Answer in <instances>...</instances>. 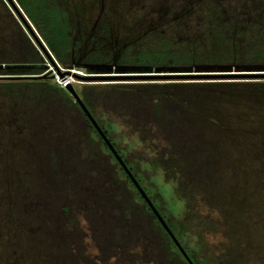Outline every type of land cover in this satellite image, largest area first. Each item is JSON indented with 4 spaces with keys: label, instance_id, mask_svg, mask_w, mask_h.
I'll list each match as a JSON object with an SVG mask.
<instances>
[{
    "label": "trees",
    "instance_id": "1",
    "mask_svg": "<svg viewBox=\"0 0 264 264\" xmlns=\"http://www.w3.org/2000/svg\"><path fill=\"white\" fill-rule=\"evenodd\" d=\"M13 2L64 71H206L197 52L165 41L136 51L87 46L56 0ZM0 3L13 22L0 52V91L13 102L1 179L16 243L33 251L38 264H189L69 89L45 76L15 77L43 75L45 58L54 63ZM180 80L74 90L193 264L262 263L264 242L255 239L251 214L233 192L234 174L220 155L223 134L240 133L219 108L228 97L213 86L223 84ZM160 176L182 202L179 214L166 206L155 183ZM210 232L225 238L215 252L204 238Z\"/></svg>",
    "mask_w": 264,
    "mask_h": 264
},
{
    "label": "rangeland",
    "instance_id": "2",
    "mask_svg": "<svg viewBox=\"0 0 264 264\" xmlns=\"http://www.w3.org/2000/svg\"><path fill=\"white\" fill-rule=\"evenodd\" d=\"M2 1L34 42L32 34L25 28L9 1ZM56 1L68 12L74 34L87 46L100 47L106 52L113 47L136 51L142 46H156L165 41L178 49L192 50L201 55V67L206 70L203 72L256 73L186 77L180 81L223 84L213 86L218 90L222 88L228 97L219 108L224 110L226 118L229 115L230 119L239 124L240 133L238 136L223 134L220 155L228 160L234 174L231 183L233 192L243 200L251 214L255 239L258 243L264 242V0ZM12 26L11 18L0 3V52L8 42ZM50 58L54 65L45 58L43 66V75L47 80L66 89L67 85L63 86L62 82L68 80L69 85L78 92L85 84L175 79L89 78L85 76L99 74H87L76 69L64 71L51 55ZM69 71L74 72V75ZM60 74L64 76L60 78ZM233 83L244 85H231ZM12 103L0 91V264H38L30 256L33 251H26L25 245L17 244V230L7 218L10 206L5 200L9 199L6 197L8 190L3 187L4 180L1 179L6 176L2 171L1 156L2 148L8 141L6 119ZM155 183L165 198L166 206L175 214L182 212L183 204L175 197L169 181L160 176L155 179ZM12 193L10 191V195ZM207 211V208L203 209V212ZM217 216V213H212L213 218ZM204 238L212 252L221 242H225L221 232H210ZM88 253L93 258L97 257L96 250L91 246L88 247Z\"/></svg>",
    "mask_w": 264,
    "mask_h": 264
},
{
    "label": "water",
    "instance_id": "3",
    "mask_svg": "<svg viewBox=\"0 0 264 264\" xmlns=\"http://www.w3.org/2000/svg\"><path fill=\"white\" fill-rule=\"evenodd\" d=\"M8 1L11 4V6L13 7V9L16 11V13L18 14V16L23 20V23L26 25V27L29 29V31L34 35L37 44L45 51V53L47 55H49V53L46 50V47L44 46L43 42L40 40V38L38 37V35H36V33H34V31L30 27V25L28 24V21L26 20L25 16L22 14V12L18 8V6L13 2V0H8ZM49 57H50V55H49ZM69 72H70L71 75H74L73 74L74 72H72V71H69ZM247 74L252 75V74H256V73H207V72H197V73H140V74L126 73V74H103V75L99 74V75H88V76H85V77H89V78H92V77L93 78L94 77H100V78H110V77H130V78H132V77H136L137 78V77H139V78H144V79H159V78H165V77H170V78L172 77V78H175V79H181V78H186V77L187 78L188 77L189 78H193V77H207V76H211V75H247ZM43 76L44 75L15 76V77H33V78H39V77H43ZM63 76H64V74H60V78H62ZM66 87H67V89H69V91H70L71 95L73 96L75 102L78 103V105L81 107L82 111L85 113V115L87 116V118L90 120V122L92 123V125L95 127V129L98 131V133L100 134V136L104 140V142L107 144V146L111 150L112 154L117 159L118 163L121 165V167L127 173V175L129 176V178L131 179V181L133 182V184L135 185V187L139 191L140 195L143 197V199L145 200V202L148 204V206L150 207V209L153 211L154 215L156 216V218L158 219V221L160 222V224L162 225V227L165 229V231L168 233V235L171 237L172 241L174 242V244L176 245V247L179 249V251L181 252V254L184 256V258L186 259V261L189 264H193L192 261H191V259L187 256L186 252L184 251V249L179 244L178 240L172 234L171 230L169 229V227L167 226V224L165 223V221L163 220V218L160 216V214L158 213V211L156 210V208L153 206V204L150 201V199L147 197V195L145 194V192L143 191V189L138 185V183L136 182V180L134 179V177L132 176V174L129 172V170L127 169L126 165L122 161V159L119 157V155L116 153V151L114 150V148L111 145V143L108 141L107 137L104 135V133L102 132V130L96 124V122L94 121L93 117L91 116V114L89 113V111L86 109V107L82 103L80 97L77 95V93L75 92V90L69 85V83L67 84Z\"/></svg>",
    "mask_w": 264,
    "mask_h": 264
},
{
    "label": "built area",
    "instance_id": "4",
    "mask_svg": "<svg viewBox=\"0 0 264 264\" xmlns=\"http://www.w3.org/2000/svg\"><path fill=\"white\" fill-rule=\"evenodd\" d=\"M68 84V80H64L63 82H62V85L63 86H65V85H67Z\"/></svg>",
    "mask_w": 264,
    "mask_h": 264
}]
</instances>
